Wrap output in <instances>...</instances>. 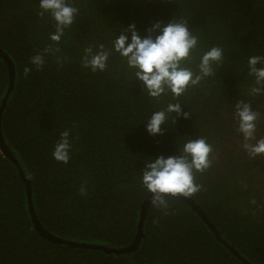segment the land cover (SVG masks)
<instances>
[{"label": "trees", "instance_id": "obj_1", "mask_svg": "<svg viewBox=\"0 0 264 264\" xmlns=\"http://www.w3.org/2000/svg\"><path fill=\"white\" fill-rule=\"evenodd\" d=\"M39 3L0 0V47L15 69L0 128L30 184L41 226L79 244L130 246L151 194L141 186L145 161L179 156L185 140L205 137L214 147L213 164L196 174L204 190L189 198L239 256L264 264V155L249 157L233 118L239 100L251 103L260 113L256 138H264V95H249L254 78L248 75L249 57H264V0H69L79 15L59 45L49 39L50 14L38 16ZM174 18L189 21L199 38L186 66L196 71L200 56L213 46L223 49V62L214 65L215 75L178 99L169 93L155 100L112 50V41L133 23L144 38L156 22ZM50 44L61 49L63 66L50 54L37 71L29 58ZM100 44L111 55L107 70L93 73L81 60L86 47L96 52ZM26 65L32 68L27 79ZM9 83L0 57V107ZM177 102L191 118L176 117L175 125L162 126L163 135L151 136L146 120ZM65 130L72 134L68 164L52 156ZM85 182L88 194L81 196ZM168 200V215L149 205L133 251L106 253L54 242L35 229L26 185L0 147V264H244L187 203Z\"/></svg>", "mask_w": 264, "mask_h": 264}, {"label": "clouds", "instance_id": "obj_2", "mask_svg": "<svg viewBox=\"0 0 264 264\" xmlns=\"http://www.w3.org/2000/svg\"><path fill=\"white\" fill-rule=\"evenodd\" d=\"M39 8L38 16L41 19L50 14L54 22V32L49 34V39L53 44L59 45L65 29L75 23L79 9L72 6L69 0H40ZM198 44V36L189 30V21L174 18L168 23L156 22L148 29V35L144 38L134 23L123 28L112 41V50L134 70L135 78L142 82L148 97L159 100L170 93L174 99H178L190 87H196L206 78L215 75L214 65L223 62V49L213 46L200 56L196 71L186 66L185 62L191 59ZM59 53L61 49L50 44L30 57L28 63L40 71L45 65V56L51 54L57 56V64L62 67L64 57L57 55ZM110 55L111 51L105 50L103 44L99 45V51L96 52L93 47H86L81 60L82 67L93 73L104 72L107 70ZM31 72L32 68L26 65L23 68L24 78L27 79ZM248 75L254 78L249 95H264V57H249ZM176 117L190 119L191 113L183 112L181 103H168L165 108L154 111L146 120V130L153 137L163 135L162 126L169 121L175 125ZM233 118L237 131L243 137L242 147L249 157L254 159L264 155V138H256L260 113L253 111L251 103L239 100L234 105ZM71 140L70 130L60 133V139L55 143L52 152L57 162L68 164L70 161ZM179 151V156L165 158L161 155L155 159L148 158L141 173L142 188L152 194L153 207L163 211L165 215L170 214L172 207L169 197L186 198L204 190V186L196 182V174L203 175L213 164L214 147L205 137L185 140ZM79 192L81 196H87L86 182L80 186ZM251 203L255 204L256 201L252 200ZM153 223L158 221L154 220Z\"/></svg>", "mask_w": 264, "mask_h": 264}, {"label": "water", "instance_id": "obj_3", "mask_svg": "<svg viewBox=\"0 0 264 264\" xmlns=\"http://www.w3.org/2000/svg\"><path fill=\"white\" fill-rule=\"evenodd\" d=\"M0 57H2L7 65V68L9 70V77H10V83H9V88H8V91H7V94L1 104V107H0V124H1V117H2V114H3V110L5 108V105H6V102H7V99L13 89V83H14V79H15V72H14V66H13V62L11 60V58L9 57V55L2 50V48L0 47ZM0 147L1 149L3 150V152L8 156L10 157L13 162L15 163V165H17L19 171H20V174L23 178V181L26 185V190H27V195H28V203H29V206H30V213H31V216L33 217V221L35 223V229L45 238L51 240V241H54V242H58V243H66V244H69V245H73V246H81V247H86V248H92V249H98V250H102L106 253H115V254H123V253H127V252H130V251H133L135 248H137L140 240L142 239L143 237V224H144V218H145V215H146V211H147V208L149 207V205L152 203V199H153V196L152 194H150L147 198V200L144 202V206H143V209H142V213H141V219H140V223H139V230H138V233H137V236L135 237V240L134 242L126 247V248H122V249H108V248H104V247H100V246H93V245H86V244H79V243H75V242H72V241H67V240H64V239H61L59 237H56L54 235H52L51 233H49L47 230H45L41 224L38 222V220L36 219V216H35V213H34V209H33V204H32V198H31V188H30V184L26 181L25 179V176L21 170V168L19 167L17 161L14 159V157L12 156V154L10 153V151L8 150V148L6 147L5 145V142L3 140V136L1 134V128H0ZM174 198H177L185 203H187L192 209L193 211H195L202 219L203 221L206 222V224L213 230L214 234L216 235V237L218 238V240H220L226 247H228L240 260H242V262H244V264H251L249 262H247L244 258H242L241 256L238 255V252L234 250V248L232 246H230L221 236L220 234L217 232V230L215 229V227L213 226V224L210 223V221L203 215V213L199 210V208L197 207L196 203L191 200L189 197H183V196H179V197H174Z\"/></svg>", "mask_w": 264, "mask_h": 264}, {"label": "rangeland", "instance_id": "obj_4", "mask_svg": "<svg viewBox=\"0 0 264 264\" xmlns=\"http://www.w3.org/2000/svg\"><path fill=\"white\" fill-rule=\"evenodd\" d=\"M224 146H229V149H235V148H232L231 144L227 145L226 143L224 144ZM237 159H239V161H241L243 159V157H236ZM244 160V159H243ZM242 160V161H243ZM241 161V162H242Z\"/></svg>", "mask_w": 264, "mask_h": 264}]
</instances>
